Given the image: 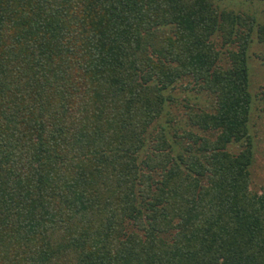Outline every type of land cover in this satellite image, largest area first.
Wrapping results in <instances>:
<instances>
[{
	"label": "trees",
	"instance_id": "1",
	"mask_svg": "<svg viewBox=\"0 0 264 264\" xmlns=\"http://www.w3.org/2000/svg\"><path fill=\"white\" fill-rule=\"evenodd\" d=\"M216 1L0 0V264H264V24Z\"/></svg>",
	"mask_w": 264,
	"mask_h": 264
},
{
	"label": "rangeland",
	"instance_id": "2",
	"mask_svg": "<svg viewBox=\"0 0 264 264\" xmlns=\"http://www.w3.org/2000/svg\"><path fill=\"white\" fill-rule=\"evenodd\" d=\"M216 5L220 8L251 14L256 18L258 23L264 24V0L253 2L224 0L216 1ZM247 68L249 77L248 90L252 96L248 133L253 140L254 148L253 161L249 169L251 174V189L258 191L261 187H264V112L262 110L264 103L260 97L264 85V43H259L255 35L252 36V41L247 52ZM184 84L185 82L178 83L176 89L172 91L174 98L179 99L177 106L171 105L169 107L166 105L165 107L173 114L177 110H181L180 113L183 112V104H185L183 98H185L186 92H181L180 87L182 89ZM194 94V92L187 94V96H191V102L198 103L199 106L204 108L208 106L210 99L206 94ZM165 120L166 115H163L156 124L165 123ZM228 149L233 153H237L240 150V146L233 143L229 145Z\"/></svg>",
	"mask_w": 264,
	"mask_h": 264
}]
</instances>
